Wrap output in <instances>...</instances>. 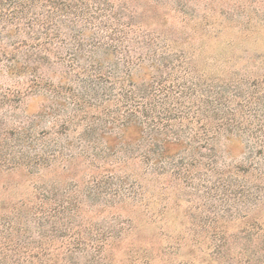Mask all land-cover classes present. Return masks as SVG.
I'll use <instances>...</instances> for the list:
<instances>
[{"label": "trees", "instance_id": "obj_1", "mask_svg": "<svg viewBox=\"0 0 264 264\" xmlns=\"http://www.w3.org/2000/svg\"><path fill=\"white\" fill-rule=\"evenodd\" d=\"M145 14L154 13L112 0H0V74L41 93L53 130L42 142L23 130L13 141L18 150L0 141V171L22 173L13 188L26 189L0 198V264H98L107 246L133 230L120 210L149 211L147 180L191 186L207 172L228 193L238 188L248 209L238 234H213L221 235L216 254L264 264L257 213L264 185L252 182L264 181V172L249 159L230 170L243 180L232 182L218 162L221 140L224 152L245 155V147L264 159V88L209 78L178 38L138 22ZM7 89L0 104L10 102ZM77 161L86 180H47ZM100 213L107 219L97 222Z\"/></svg>", "mask_w": 264, "mask_h": 264}, {"label": "rangeland", "instance_id": "obj_2", "mask_svg": "<svg viewBox=\"0 0 264 264\" xmlns=\"http://www.w3.org/2000/svg\"><path fill=\"white\" fill-rule=\"evenodd\" d=\"M112 1L151 8L154 14L139 16L138 22L159 24L158 28L167 35L178 38L209 78H240L247 83L258 82L259 88H264V0ZM54 70L58 72L59 69ZM22 80L0 74V94H4L5 88L9 90L5 92H10L7 95L10 102L0 104V141L6 138V143L13 142L23 137L26 131L30 139L38 138L42 142V135L53 131L48 124L50 117L41 112L49 102L40 97L41 93H32ZM227 144L223 140L218 144L219 168L224 172L222 179L228 177L232 182L241 183L243 180L231 176L230 170L239 165L248 166L249 159L264 172V159L256 156L254 150L243 147L245 155L238 148L227 153L224 152ZM12 146L14 150L20 148L14 142ZM133 167L129 168L130 172L134 171ZM81 170L84 167L77 161L72 172L65 175L61 171L63 175H57L59 170H56L47 175V180L51 184L57 176L64 178L65 182L86 180L87 171L83 173ZM210 175L207 172L206 181L196 180L191 186L169 177L157 182L147 180L149 211L120 210L123 219L130 214L133 230L123 232L120 239L107 246L98 264H242L239 259L230 261L216 254L217 239L221 235L213 234L221 231L238 234L241 217L248 209L244 210L238 201V188L232 187L230 194L227 190L231 189L217 181V175ZM19 177L23 179L22 173L0 171V198H17L26 194L23 186L13 188ZM252 182L264 185L261 179L253 178ZM223 192L225 195L220 194ZM257 211L258 221L264 226L263 206ZM154 212L156 218L152 216ZM105 216L100 213L95 219L101 222L107 219ZM241 243L240 240L238 248Z\"/></svg>", "mask_w": 264, "mask_h": 264}]
</instances>
